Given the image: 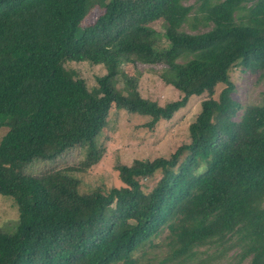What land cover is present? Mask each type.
I'll return each instance as SVG.
<instances>
[{
  "label": "trees",
  "instance_id": "1",
  "mask_svg": "<svg viewBox=\"0 0 264 264\" xmlns=\"http://www.w3.org/2000/svg\"><path fill=\"white\" fill-rule=\"evenodd\" d=\"M71 63L104 73L88 88ZM131 67L169 71L179 98H142ZM249 69L264 71V0H0V195L18 214L0 231V264H140L160 245L165 264L208 247L264 264V104L233 97V73ZM202 95L187 140L118 166L121 188H89L79 171L23 173L76 148L83 169L97 164L113 107L151 128Z\"/></svg>",
  "mask_w": 264,
  "mask_h": 264
},
{
  "label": "rangeland",
  "instance_id": "2",
  "mask_svg": "<svg viewBox=\"0 0 264 264\" xmlns=\"http://www.w3.org/2000/svg\"><path fill=\"white\" fill-rule=\"evenodd\" d=\"M192 1H186L184 5H190ZM102 13L101 9L94 8L90 11L83 24H92ZM157 29L160 40L167 41L164 27L158 23L153 24ZM187 31L189 29L186 28ZM69 68L76 70L79 76L85 81L88 88L95 85V78L101 76L104 70L99 67H92L85 63L69 64ZM128 75L136 74L137 89L142 98L165 104L179 98L178 92L172 86L175 76L169 71L161 72L158 69L128 68ZM232 81L236 85L234 98L242 105L264 104V71L247 70L235 71ZM207 98L206 95L190 99L184 109L178 111L171 120L159 121L151 128L146 127L147 118L116 111L114 107L107 116V125L101 132L98 142L102 156L99 162L87 170L79 164L84 158L85 150L76 148L65 153L61 158L53 161H37L23 169L27 175H38L45 170L79 171L78 178L89 188L99 185L106 187L121 188L117 167L120 165L130 166L135 160L152 161L157 158H168L176 147L187 140L188 126L193 122L199 111L200 103ZM6 128H0V140L6 132ZM160 178L159 174L154 178L142 180L145 191L151 190L153 184ZM18 224V214L11 198L0 195V231L13 233ZM163 237V236H162ZM160 238L154 243L160 245ZM139 252L137 257L142 259L140 264H165L161 263L168 255L166 246H157L149 254ZM197 255L185 264H196L199 259H208L204 264H238L236 257L238 250H230L221 257H216L213 247L201 248L196 251ZM208 257V258H207ZM169 264V263H167ZM178 264V263H175ZM240 264H249L248 260Z\"/></svg>",
  "mask_w": 264,
  "mask_h": 264
}]
</instances>
